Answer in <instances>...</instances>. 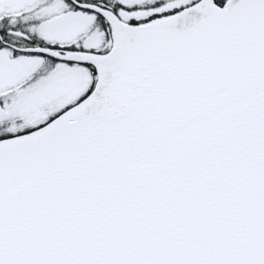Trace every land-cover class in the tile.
I'll return each instance as SVG.
<instances>
[{"label": "snow or ice", "instance_id": "snow-or-ice-1", "mask_svg": "<svg viewBox=\"0 0 264 264\" xmlns=\"http://www.w3.org/2000/svg\"><path fill=\"white\" fill-rule=\"evenodd\" d=\"M0 264H264V0H0Z\"/></svg>", "mask_w": 264, "mask_h": 264}]
</instances>
